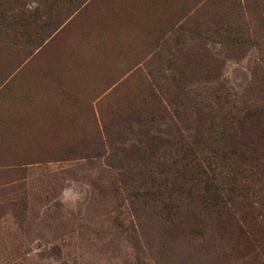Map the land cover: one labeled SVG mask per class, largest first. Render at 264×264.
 Segmentation results:
<instances>
[{
    "label": "rangeland",
    "instance_id": "1",
    "mask_svg": "<svg viewBox=\"0 0 264 264\" xmlns=\"http://www.w3.org/2000/svg\"><path fill=\"white\" fill-rule=\"evenodd\" d=\"M80 1L0 0V264H225L138 186L193 120H264V0Z\"/></svg>",
    "mask_w": 264,
    "mask_h": 264
},
{
    "label": "trees",
    "instance_id": "2",
    "mask_svg": "<svg viewBox=\"0 0 264 264\" xmlns=\"http://www.w3.org/2000/svg\"><path fill=\"white\" fill-rule=\"evenodd\" d=\"M34 1L35 12L40 13L39 5H45L46 0ZM86 1L81 0L78 7ZM236 109L228 113L230 120H211L210 132L205 137L198 130L200 120H193L191 129L180 124L187 136H181L178 130L177 171L166 173L164 165L161 166L163 162L157 160L155 167L161 171H152V174L162 179H150L149 184L138 186L139 191L142 188L138 195L142 205L159 207L161 216L173 223L183 214L185 231L192 230L201 214L211 216L217 238L225 243V264H238L245 257L251 261L264 256V120H254L256 114H243V110ZM257 116L264 117V113ZM193 128L198 133L192 134ZM220 144H226L228 152L213 149ZM220 162H224L221 168L217 165ZM167 174L177 183L174 188H167ZM179 225L180 229V222Z\"/></svg>",
    "mask_w": 264,
    "mask_h": 264
}]
</instances>
